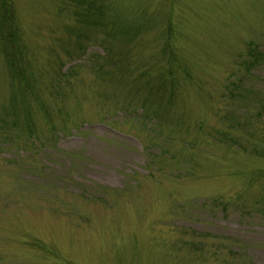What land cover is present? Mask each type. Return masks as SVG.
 <instances>
[{
	"label": "rangeland",
	"instance_id": "obj_1",
	"mask_svg": "<svg viewBox=\"0 0 264 264\" xmlns=\"http://www.w3.org/2000/svg\"><path fill=\"white\" fill-rule=\"evenodd\" d=\"M0 264H264V0H0Z\"/></svg>",
	"mask_w": 264,
	"mask_h": 264
},
{
	"label": "trees",
	"instance_id": "obj_2",
	"mask_svg": "<svg viewBox=\"0 0 264 264\" xmlns=\"http://www.w3.org/2000/svg\"><path fill=\"white\" fill-rule=\"evenodd\" d=\"M149 98H152V97H149ZM149 98H148V99H149ZM152 99H154V98H152ZM149 100H150V99H149ZM149 100H148V101H149ZM152 102H153V101H152ZM150 106L152 107V104H150Z\"/></svg>",
	"mask_w": 264,
	"mask_h": 264
}]
</instances>
